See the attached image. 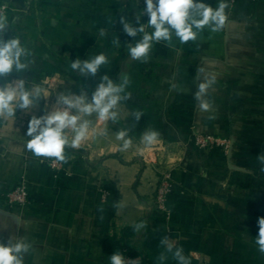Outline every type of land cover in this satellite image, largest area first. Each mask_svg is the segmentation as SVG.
I'll list each match as a JSON object with an SVG mask.
<instances>
[{"label":"crops","instance_id":"obj_1","mask_svg":"<svg viewBox=\"0 0 264 264\" xmlns=\"http://www.w3.org/2000/svg\"><path fill=\"white\" fill-rule=\"evenodd\" d=\"M0 2L9 8L5 40L17 37L29 52V68L0 77V84L24 79L26 88L39 85L47 93L36 109L0 119V243H29L24 264H110L115 252L131 264L123 250L128 231L127 245L155 264H178L160 243L163 237L183 249L189 264H264L256 244L264 218V171L257 159L264 154V0H226L223 30L205 27L183 44L174 34L171 43L154 41L147 62L129 54L143 34L130 37L120 23L123 15L138 26L140 16L145 31H153L137 0ZM202 2L215 8L219 0ZM101 53L108 63L95 76L70 67ZM200 68L216 75L208 112L194 99L203 82ZM105 74L114 83L127 75L131 98L118 103L115 121L88 117V137L79 148H65V169L55 172L53 158L36 157L26 147L31 115L50 110L60 94L85 92L90 100ZM119 130L133 141L126 151H120ZM150 130L160 135L146 146L141 138ZM196 132L229 136V152H199L191 142ZM143 147L150 161L141 159ZM162 151L173 182L166 211L154 203ZM23 181L28 204L7 207L5 194ZM139 223L144 227L136 231Z\"/></svg>","mask_w":264,"mask_h":264},{"label":"clouds","instance_id":"obj_2","mask_svg":"<svg viewBox=\"0 0 264 264\" xmlns=\"http://www.w3.org/2000/svg\"><path fill=\"white\" fill-rule=\"evenodd\" d=\"M144 3L146 7L143 9V15L147 14L149 17L147 26L153 29L151 33L145 31L140 16L135 19V24L138 26H134L123 15L120 17L123 32L128 36L135 38L138 34H143L134 45H129L132 60L147 62L154 41L163 40L171 43L174 34L180 43H187L196 40L198 33L205 27L210 28L212 32L223 30L228 20L225 12L228 8L226 0H219L218 7L215 8L202 0H144ZM8 29L6 16L0 14V77L4 78L9 77L13 72L20 74L29 68V52L22 46L20 39L13 37L5 40L4 36ZM99 34L105 36L106 31L101 29ZM107 63V57L101 53L91 59H75L70 67L83 76H95L101 66ZM198 72L203 75V82L198 83L194 99L201 111L208 112L213 105L207 97L209 89L216 82V75L205 73L203 68L198 69ZM129 83L127 75H122L120 83H114L105 74L101 77L90 100L85 92L79 95L60 94L50 110H44V114L40 116L31 115L26 133V136L30 137L26 145L27 149L36 157L55 158L56 161L67 162L65 148H79L88 137L92 123L88 117L95 114L101 122L117 119L118 113L114 109L119 102L131 98V93L126 92ZM42 94L47 95L39 85L29 89L26 88L24 79L13 81L6 79L4 84H0V119L14 117L17 110L36 109ZM134 116L139 122L142 113L136 112ZM69 132L72 133L71 139ZM98 134L105 133L100 131ZM159 135L155 130L147 131L143 134L141 142L146 146H152L157 142ZM116 139L122 141L120 151L132 147L133 141L128 136L127 130H119ZM257 159L262 165L261 171H264V154L258 155ZM258 225L256 244L259 252L264 255V218H259ZM143 227V223L136 224L135 230L139 231ZM160 243L165 246L166 252L173 254L178 264H189L183 249L177 247L174 241L163 237ZM29 250L30 244L23 239H10L6 244L0 243V264H24V255ZM159 259L164 261L165 254L161 253ZM130 262L139 264L136 259H130ZM110 264H127V262L119 252H115L110 256Z\"/></svg>","mask_w":264,"mask_h":264},{"label":"built area","instance_id":"obj_3","mask_svg":"<svg viewBox=\"0 0 264 264\" xmlns=\"http://www.w3.org/2000/svg\"><path fill=\"white\" fill-rule=\"evenodd\" d=\"M232 3H235L239 0H230ZM139 8L141 10V13L143 14V9L146 7L144 0H137ZM8 5H6L3 2H0V14H3L6 16V13L8 11ZM144 16L148 17L147 14ZM191 142L193 143L194 147L199 152H205L209 149L213 148H219L222 149L225 153H227L231 146V140L228 137H224L217 134H211V133H193L191 137ZM162 151L160 153L159 159L156 160L157 165V171H158V185L155 190L154 194V200L155 205L159 210L166 211V203L168 200V196L173 191V182L171 178L170 171L166 170L165 167H163V153ZM145 155L144 153H142ZM144 161H150V156L147 154V156H143ZM50 167L55 172L62 171L65 169L64 162L56 161L55 158H53L50 161ZM29 201V194H28V186L25 181L20 182L17 186H15L12 190L8 191L5 194V202L6 206L9 208H15V207H24L26 204H28Z\"/></svg>","mask_w":264,"mask_h":264},{"label":"trees","instance_id":"obj_4","mask_svg":"<svg viewBox=\"0 0 264 264\" xmlns=\"http://www.w3.org/2000/svg\"><path fill=\"white\" fill-rule=\"evenodd\" d=\"M69 75L71 76L73 74H71L70 72ZM127 236H128V231L124 233V239H125L123 245L124 255L128 256L129 258L138 260L139 264H155L152 257L149 256L147 253L144 252L141 253L140 251H136L130 248L126 243Z\"/></svg>","mask_w":264,"mask_h":264},{"label":"rangeland","instance_id":"obj_5","mask_svg":"<svg viewBox=\"0 0 264 264\" xmlns=\"http://www.w3.org/2000/svg\"><path fill=\"white\" fill-rule=\"evenodd\" d=\"M46 78H47V77H46ZM49 79H51V78L48 77V80H49ZM44 81H45V78H44ZM50 81H51V80H50ZM48 84H49V82H48ZM50 101H53V99H50ZM50 101H48V102H50ZM221 136H224V137L226 136V137L229 138V136H227V135H221ZM229 139H230V138H229ZM230 140H231V139H230ZM231 145H232V142H231ZM230 148H231V146H230ZM145 149H146V147H143V148H142V150H143L142 153H144V154L147 156V153L145 152ZM229 150H230V149H229ZM223 152H224V151H223ZM228 152H229V151H228ZM228 152H227V153H228ZM142 153H140V157H141V159L143 160V156H145V155H143ZM163 159H164V154H163ZM163 165H164V161H163ZM154 203H155V200H154Z\"/></svg>","mask_w":264,"mask_h":264}]
</instances>
